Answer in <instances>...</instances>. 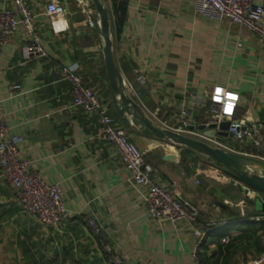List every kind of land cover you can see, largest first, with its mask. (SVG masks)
Wrapping results in <instances>:
<instances>
[{
	"label": "crops",
	"instance_id": "0c3cea01",
	"mask_svg": "<svg viewBox=\"0 0 264 264\" xmlns=\"http://www.w3.org/2000/svg\"><path fill=\"white\" fill-rule=\"evenodd\" d=\"M29 1L38 15L46 55L25 57L29 37L23 28L8 44L0 45V95L13 132L22 138L20 155L31 160L45 180L62 185L70 219L56 227L44 225L13 199L0 177V264H108L104 243L113 245L129 264L192 263L196 226L159 225L143 213L128 185L130 172L124 159L113 144L99 137L100 117L72 107L71 85L61 73L66 66L78 67L86 83L99 92L106 113L145 152L160 181L174 186L198 211L204 233L201 264H247L264 255V193L242 184L205 155L159 139L120 117L92 1L55 0L65 8L58 18L61 31H55L44 14L52 0ZM195 1L104 0L114 60L126 94L162 120L190 109L192 126L200 130L210 123L231 122H211L216 112L212 97L222 88L237 97L234 118L245 120L264 139V43L228 18L198 13ZM7 4L8 0H0V8ZM139 75L144 77L141 83L136 82ZM129 83L137 86L139 99ZM145 115L157 125L150 114ZM203 130L242 152L264 157V146L235 140L229 129L224 131L227 136L220 128ZM193 153L205 157L210 175L198 172L189 159ZM89 218L102 226L100 235L89 228Z\"/></svg>",
	"mask_w": 264,
	"mask_h": 264
},
{
	"label": "built area",
	"instance_id": "2783aa9c",
	"mask_svg": "<svg viewBox=\"0 0 264 264\" xmlns=\"http://www.w3.org/2000/svg\"><path fill=\"white\" fill-rule=\"evenodd\" d=\"M195 9L198 13L213 19L228 18L233 24L248 28L264 43V0H196ZM64 13L65 8L58 1L52 0L46 4L44 14L49 18L55 31L63 30V26L59 27L58 18ZM37 18L38 15L29 0H8V4L0 8V45L8 44L14 34L23 28L29 37L28 43L24 46L25 57L31 59L35 56H45L46 53L40 45ZM89 24L93 26L95 23L89 19ZM61 73L64 80L71 85L72 107L82 108L87 113L100 117L102 128L99 137L113 144L124 159L130 172L128 185L134 195V201L140 205L143 213L159 225L169 223L177 226L186 222L196 226L193 234L197 241L191 264H201L199 251L204 233L201 230L202 224L200 225L198 221V211L182 200L180 192L174 186L160 181L156 169L146 161L145 152L131 140L128 130L120 125L116 118L106 113L99 92L94 86L86 83L78 67H63ZM143 81L142 75L136 78L137 83ZM128 86L132 95L139 99L137 86L133 83H129ZM212 100L216 105V112L211 122L228 119L231 121L229 133L233 139L246 141L257 148L264 146V139L259 130L248 127L243 119L234 118L237 107V97L234 94L217 88ZM142 110L145 114H150L163 129L227 152L264 160V157L257 153L242 152L221 141L212 131L192 129L190 109L181 110L180 114L171 120H162L154 112H147L144 105ZM21 141V136L13 132V127L8 122L3 108V98L0 95V177L6 182L13 199L44 225L56 227L67 223L70 219V210L66 205L62 185L45 180L33 162L20 155ZM87 224L93 234L102 233V226L94 218H89ZM223 242L226 243L227 239L224 238ZM103 251L108 264H129L117 253L113 245L104 243ZM247 264H264V255Z\"/></svg>",
	"mask_w": 264,
	"mask_h": 264
},
{
	"label": "water",
	"instance_id": "95a60500",
	"mask_svg": "<svg viewBox=\"0 0 264 264\" xmlns=\"http://www.w3.org/2000/svg\"><path fill=\"white\" fill-rule=\"evenodd\" d=\"M95 6L96 12L100 21V32L104 40V56L105 66L110 80L111 88L117 94L118 109L120 117L125 121H131L132 124L143 126L149 134L163 140L173 142L175 144L195 150L206 157L222 164L226 170L238 179L242 184H246L254 189L264 193V172L257 174L250 171V165L258 164L264 168V160L227 152L220 148H214L202 141L187 137L177 132L163 129L156 125L153 120L147 117L142 111L141 107L126 94L124 78L116 65L112 51L111 28L109 20V11L105 5L104 0H91ZM231 126V122L210 123L200 128L203 129H216L220 128L222 136H227V131ZM195 129L194 126L191 127ZM232 135V134H231ZM221 141H224L221 139ZM264 203V197L262 198Z\"/></svg>",
	"mask_w": 264,
	"mask_h": 264
},
{
	"label": "rangeland",
	"instance_id": "374dc122",
	"mask_svg": "<svg viewBox=\"0 0 264 264\" xmlns=\"http://www.w3.org/2000/svg\"><path fill=\"white\" fill-rule=\"evenodd\" d=\"M170 144V143H169ZM171 145V144H170ZM173 145V144H172ZM176 147V145H174ZM180 148V147H177V149ZM185 156V155H184ZM183 157V156H182ZM181 157V159H182ZM188 157V156H186ZM189 159L191 160V162L194 164V165H197V168L199 167L198 169V172L199 173H202V174H208L210 175V170H209V167L205 161V157H202V155H196L195 153H193L191 156H189Z\"/></svg>",
	"mask_w": 264,
	"mask_h": 264
},
{
	"label": "trees",
	"instance_id": "16d2710c",
	"mask_svg": "<svg viewBox=\"0 0 264 264\" xmlns=\"http://www.w3.org/2000/svg\"><path fill=\"white\" fill-rule=\"evenodd\" d=\"M250 150V149H249ZM253 151H256V150H253ZM147 160V158H146ZM149 162V161H147ZM181 166H182V169L184 170L185 169V172L187 173V171H189V168H188V165H187V162L185 160V157H182L181 159ZM172 170H169V173L170 174V177L173 179V181L177 182V179L173 176V174L171 173ZM169 176V175H168Z\"/></svg>",
	"mask_w": 264,
	"mask_h": 264
},
{
	"label": "bare ground",
	"instance_id": "6f19581e",
	"mask_svg": "<svg viewBox=\"0 0 264 264\" xmlns=\"http://www.w3.org/2000/svg\"><path fill=\"white\" fill-rule=\"evenodd\" d=\"M250 171L252 173H257L260 174L262 172H264V168H262V166L258 165V164H252L250 165Z\"/></svg>",
	"mask_w": 264,
	"mask_h": 264
}]
</instances>
